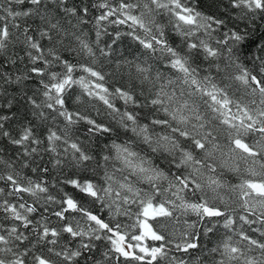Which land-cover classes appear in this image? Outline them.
Instances as JSON below:
<instances>
[{
    "label": "snow or ice",
    "instance_id": "obj_1",
    "mask_svg": "<svg viewBox=\"0 0 264 264\" xmlns=\"http://www.w3.org/2000/svg\"><path fill=\"white\" fill-rule=\"evenodd\" d=\"M110 28L143 53L105 71ZM245 226L264 0H0V264H264Z\"/></svg>",
    "mask_w": 264,
    "mask_h": 264
},
{
    "label": "trees",
    "instance_id": "obj_2",
    "mask_svg": "<svg viewBox=\"0 0 264 264\" xmlns=\"http://www.w3.org/2000/svg\"><path fill=\"white\" fill-rule=\"evenodd\" d=\"M162 22H165L166 23V20H164ZM87 30L88 29H86V31ZM127 30L128 29H127L126 26H123V27H120L119 28V31L121 33H124ZM109 33H110V35L102 37V43H101V46H103L105 43L111 45L112 52H113L112 56L109 58L110 61H111V63H109L107 61H104V69H105V71H112L115 68L117 61L123 60L125 58H127V59H133L134 57L140 56L143 53V49L138 45V43L135 42L134 40H132L130 37L125 36V35H121V38L119 40H117L116 43L113 45L112 44V39L114 38V30L112 28H110L109 29ZM89 38L90 39H94L95 38L94 37V33H90ZM169 38L174 43L175 42H178V39L174 36V34L171 33L170 30H169ZM101 59L103 60V58H101ZM110 82L111 83H116L117 81L112 80ZM237 95H239V94H237ZM97 106L98 107H101L99 104ZM101 111H103V108L102 107H101ZM98 119H105V120H107V118L106 117H103V116L98 117ZM114 138H116V137L113 136V137L107 138V142L110 143L111 142V139H114ZM119 139L120 140L127 139V136H125V134L123 133L122 130L120 132ZM103 143H104V140L101 141L99 147H103ZM224 179L227 180V181H229V182H232V183L238 182V180L232 174H230V173H227L224 176ZM104 215H107V213H104ZM252 227H259V225H254ZM245 230L246 231H249L248 226H245ZM221 231H223V230L221 229ZM249 234L252 235L255 238H258V239H264V238L260 237L259 233L249 231ZM203 242L206 245L211 246V244H215L216 243V237H212L211 238V244H209V237H207V236L203 238Z\"/></svg>",
    "mask_w": 264,
    "mask_h": 264
}]
</instances>
